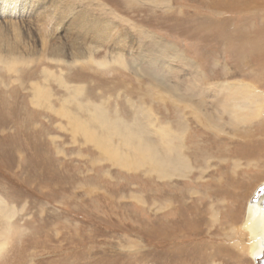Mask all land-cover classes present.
Returning <instances> with one entry per match:
<instances>
[{
	"label": "rangeland",
	"instance_id": "1",
	"mask_svg": "<svg viewBox=\"0 0 264 264\" xmlns=\"http://www.w3.org/2000/svg\"><path fill=\"white\" fill-rule=\"evenodd\" d=\"M40 1L0 15V264H254L264 0ZM131 131L185 174L122 167Z\"/></svg>",
	"mask_w": 264,
	"mask_h": 264
},
{
	"label": "bare ground",
	"instance_id": "2",
	"mask_svg": "<svg viewBox=\"0 0 264 264\" xmlns=\"http://www.w3.org/2000/svg\"><path fill=\"white\" fill-rule=\"evenodd\" d=\"M39 2L41 3L40 0H0V15L5 10L14 9L12 12L15 11L19 18L30 17L37 12ZM6 44H8L6 37L0 32V50L7 48ZM76 127L85 132L90 139H100L96 131H94L95 133L89 131L87 127L79 124H76ZM123 130L127 131L129 129L123 128ZM144 135L147 134L132 131L120 133V142L115 143V146H108L107 151L113 154L115 161L122 167L135 169L136 167L148 166L149 170L154 172L159 179L181 177L185 174V170L188 168L186 160L177 151V147H173V142L170 143L169 135L164 134L166 137H162V134H159L158 139H150ZM253 192L244 211L245 220L242 228L247 232L249 238V243H247L248 255H250L254 264H259L257 262L259 258L260 264H262L261 260L264 257V181ZM7 216V212L0 202V225L3 224L5 228L7 227L5 219ZM0 228L3 227L0 226Z\"/></svg>",
	"mask_w": 264,
	"mask_h": 264
},
{
	"label": "flooded vegetation",
	"instance_id": "3",
	"mask_svg": "<svg viewBox=\"0 0 264 264\" xmlns=\"http://www.w3.org/2000/svg\"><path fill=\"white\" fill-rule=\"evenodd\" d=\"M262 264H264V257L261 260ZM259 264H260V260H259Z\"/></svg>",
	"mask_w": 264,
	"mask_h": 264
},
{
	"label": "water",
	"instance_id": "4",
	"mask_svg": "<svg viewBox=\"0 0 264 264\" xmlns=\"http://www.w3.org/2000/svg\"><path fill=\"white\" fill-rule=\"evenodd\" d=\"M257 262H259V260H257Z\"/></svg>",
	"mask_w": 264,
	"mask_h": 264
}]
</instances>
